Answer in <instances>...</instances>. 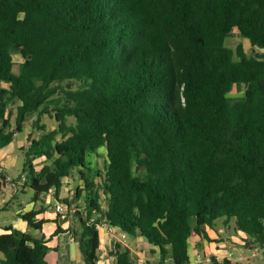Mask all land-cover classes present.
Instances as JSON below:
<instances>
[{
	"label": "trees",
	"instance_id": "16d2710c",
	"mask_svg": "<svg viewBox=\"0 0 264 264\" xmlns=\"http://www.w3.org/2000/svg\"><path fill=\"white\" fill-rule=\"evenodd\" d=\"M232 30L249 54L225 46ZM27 119L22 185L75 207L63 220L84 264L104 225L187 264L220 218L264 254V0H0V148ZM39 214L21 218L40 230ZM49 250L0 234V264H48ZM110 255L136 264L119 242Z\"/></svg>",
	"mask_w": 264,
	"mask_h": 264
},
{
	"label": "crops",
	"instance_id": "0c3cea01",
	"mask_svg": "<svg viewBox=\"0 0 264 264\" xmlns=\"http://www.w3.org/2000/svg\"><path fill=\"white\" fill-rule=\"evenodd\" d=\"M248 48L250 49V46H248ZM27 130L28 127L25 124V129L22 133L24 136L22 139L19 140L18 134H16L11 143L0 148V166L3 167V173L0 176V234L7 233L10 230H16L26 233L35 239L43 237L46 241V245L50 248L49 252L46 255V261L48 264H84L82 254L78 247L77 239L66 231L68 227H70L71 225L73 226L72 222L64 221L61 225H59V218L57 222V215L53 211V197L48 195L44 197L40 196L39 200L35 202L30 200L26 205H22L21 203H19V195L25 194V192L29 189L22 184H16L19 181L21 175L25 176V174L22 173V168L21 173H19L17 176H13L12 171L14 168L18 167V162H20L18 155H16L15 153L16 150L23 154L21 150L27 148L26 136L29 133V131L27 132ZM67 182H69V180L65 181L63 187H66ZM63 187L58 193V199L60 200L71 196L67 195L65 197L61 194ZM14 201L16 203V206H18L16 211H14L13 209L14 204L12 202ZM49 201L51 202L49 205V213H45L43 212L42 204L45 202L49 203ZM38 202L41 203L42 208H37ZM30 211H36L40 213L36 216L37 220L44 221V223L41 225L40 230H33L21 218V215H24ZM57 225L60 226L64 232L53 236ZM213 230L214 228L207 231L210 241L196 240L198 243H200L201 246H196L197 242H195V240H191L189 242V258L199 259L200 264H210V262H212L211 258L213 257L218 262H220L223 258H226L230 261V264H232V261L230 260L231 255L226 242L221 235L215 233V231ZM210 231L212 233H210ZM98 233L101 244V257L97 264H113L114 259L110 255L113 242H119L123 247L127 248L131 261L135 262L136 264H139L137 262L138 257L144 260V262L141 264H150L148 262H145V259L149 254L151 255L152 264H158L159 255L157 250L153 249L144 238L136 237L131 238V241H126L128 238L126 235L124 238H118L121 232L105 225L98 230ZM244 238L245 235H243L242 233L233 232V234L225 240H230V244L233 247L239 249L244 248L242 242ZM246 250L249 251V256L244 257L240 253L235 260V264H242V261L244 259L249 260L250 257L256 256L259 260L264 261V254L260 255V253L257 252L255 255H253V250Z\"/></svg>",
	"mask_w": 264,
	"mask_h": 264
},
{
	"label": "rangeland",
	"instance_id": "374dc122",
	"mask_svg": "<svg viewBox=\"0 0 264 264\" xmlns=\"http://www.w3.org/2000/svg\"><path fill=\"white\" fill-rule=\"evenodd\" d=\"M224 44H225V46L226 47H228V48H231V49H234L235 47H236V45L237 44H242L243 45V47H244V49H245V51L249 54L250 53V50H249V48H248V46H249V43H248V41L246 40V39H244V38H242L238 33H237V31L236 30H232L227 36H226V38H225V41H224ZM13 61L15 62V63H18L19 61H20V58L18 57V56H14L13 57ZM14 72H16L17 71V67H15L14 69ZM243 90H244V87L243 86H239V88H234L233 89V91L229 94V96L230 97H232V98H236V97H240V96H242L243 95ZM12 109H14V107H12ZM30 123H31V119H27V121H26V125H27V127H28V130H27V132L29 131V133L31 132V129H30ZM42 123H45L46 124V127H47V129H51V128H53L54 127V125H53V122H52V120H50V119H48L47 117H44V118H42ZM39 135H40V133L39 132H37V131H34L33 133H32V137L33 138H35V137H39ZM23 134H21V133H19L18 134V139L20 140V139H22L23 138ZM16 155H18V157H19V161L20 162H18V167H16V168H14L13 169V171H12V174H13V176H17L19 173H21V168H22V165H23V154H21L18 150H16ZM98 154L100 155V158H96V157H94V160H95V162H96V164L98 165V166H101V161H102V158L104 157V154H105V152H104V149H100L99 151H98ZM35 164H38V162L37 161H35L34 162ZM68 183V184H67ZM66 183V187H63V189H62V191H61V194L63 195V196H67V195H72L73 193H74V189H75V186H76V181L75 180H72V179H69V182H67ZM49 196V195H48ZM51 197H53V193H52V195H50ZM32 198H33V192L31 191V190H27L26 192H25V194H20L19 195V203H21L22 205H26L30 200L31 201H33L32 200ZM55 201V199L53 198V202ZM51 202H52V200H51ZM50 201H49V203H43L42 204V206H43V212H45V213H49V205H50V203H51ZM13 204V209H14V211H16V209H17V207L18 206H16V203H15V201L14 202H12ZM11 205V206H12ZM41 207V203L40 202H38V204H37V208H40ZM42 208V207H41ZM10 213H11V210H10ZM7 215H9V214H7ZM223 222H224V218H220V219H218L216 222H215V225H214V230L213 231H215V233H218L219 235H221L222 236V238L224 239V241L226 242V244H227V247H228V250H229V252H230V255H231V258H230V260L232 261V264H235V260H236V258H237V256L241 253L244 257H248L249 256V251H247L246 249H244V248H235V247H233L231 244H230V240H225V239H227L230 235H232L233 234V231H232V229H233V226H234V222L231 220L229 223H228V225H224L223 224ZM210 233H212L211 231H210ZM120 236H118V238H119ZM131 238H127V240L126 241H131L130 240ZM259 253H260V255H262V251L261 250H259ZM0 258H2V254L0 253ZM145 262H148V263H150V264H152V260H151V255L149 254V255H147V257H146V259H145ZM205 264V263H204ZM210 264H212V262H210ZM242 264H264V261H262V260H259L258 258H257V256L256 257H250L249 258V260H246V259H244L243 261H242Z\"/></svg>",
	"mask_w": 264,
	"mask_h": 264
},
{
	"label": "built area",
	"instance_id": "2783aa9c",
	"mask_svg": "<svg viewBox=\"0 0 264 264\" xmlns=\"http://www.w3.org/2000/svg\"><path fill=\"white\" fill-rule=\"evenodd\" d=\"M3 173V167L0 166V176ZM25 181V176L21 175L19 181L16 184H23ZM53 191L49 190L47 195H52ZM53 211L55 212L56 215H61V217L63 218L64 216L73 213L75 211V207L71 204H65L61 201H55L53 204ZM110 230V229H109ZM121 238L125 237L124 233L120 234ZM257 252H259V249H253V255H255ZM101 257V254L99 256V258ZM137 262L139 264L143 263L144 260L140 257H138ZM187 264H200V260L199 259H189Z\"/></svg>",
	"mask_w": 264,
	"mask_h": 264
},
{
	"label": "water",
	"instance_id": "95a60500",
	"mask_svg": "<svg viewBox=\"0 0 264 264\" xmlns=\"http://www.w3.org/2000/svg\"><path fill=\"white\" fill-rule=\"evenodd\" d=\"M63 222H64L63 218H62V217H60V218H59V222H58V223H59V225H61Z\"/></svg>",
	"mask_w": 264,
	"mask_h": 264
}]
</instances>
